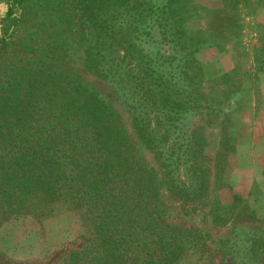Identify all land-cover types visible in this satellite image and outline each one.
<instances>
[{"label": "trees", "instance_id": "16d2710c", "mask_svg": "<svg viewBox=\"0 0 264 264\" xmlns=\"http://www.w3.org/2000/svg\"><path fill=\"white\" fill-rule=\"evenodd\" d=\"M27 1L6 0L10 27L0 46L17 34ZM189 3L53 0L49 6L58 9L62 30L74 15L88 32L87 71L110 82L135 133L161 160L170 190L193 200L206 192L204 124L229 122L236 102L204 88L201 39L186 28ZM151 30L165 51L137 48ZM16 77L0 84V200L15 202L16 213L31 200L46 206L64 195L85 204L100 244L80 254L90 258L83 264H178L191 252L189 232L160 222L155 179L132 154L112 106L55 63ZM234 232L240 244L221 240L223 253L244 258L264 252V232Z\"/></svg>", "mask_w": 264, "mask_h": 264}, {"label": "rangeland", "instance_id": "374dc122", "mask_svg": "<svg viewBox=\"0 0 264 264\" xmlns=\"http://www.w3.org/2000/svg\"><path fill=\"white\" fill-rule=\"evenodd\" d=\"M52 1L28 0L24 4L20 29L6 40L5 46H0V84L15 74L19 79L33 69H46L51 63L72 71L82 87L109 103L120 115L132 154L149 178L155 179L160 222L186 230L193 236L195 245L178 264H264V252L260 250L244 258L220 250L221 240L232 239L240 244L242 237L233 230L264 232V189H253L246 198L245 191L238 190L244 175L241 169L249 168L250 162L243 157V149L249 142L244 138L245 127L239 125L236 130V115L229 116V122L222 119L204 124L207 139L203 164L207 182L203 198L186 200L172 192L161 160L135 133L121 98L111 91L110 82L87 71L88 32L74 15L69 26L64 24L65 30H62L58 9L52 12L49 6ZM164 1L159 0V3ZM188 1L186 28L193 37L201 39L197 59L204 73V88L214 96L230 94V100L236 102L232 108L239 109L238 120H242V107L249 100L252 78L264 65V55L259 53L255 41L260 37L254 29L264 26V13L257 11L256 0H241L237 9L232 8L234 0ZM5 3L6 0H0V37H5L10 27L3 16ZM62 17L65 19L64 15ZM159 41L155 30H151L150 36L143 37L137 48L155 47L165 51L164 43L155 45ZM231 133L238 140L230 139ZM180 174L183 177L184 171ZM235 195L239 200L236 197L233 201ZM73 199L64 195L46 206L31 200L26 202L22 213H16L15 202L4 204L0 200V264H83L89 261V257L82 259L80 254L89 255L100 241L86 205ZM247 259L249 263L245 262Z\"/></svg>", "mask_w": 264, "mask_h": 264}, {"label": "crops", "instance_id": "0c3cea01", "mask_svg": "<svg viewBox=\"0 0 264 264\" xmlns=\"http://www.w3.org/2000/svg\"><path fill=\"white\" fill-rule=\"evenodd\" d=\"M238 1L239 8L241 0ZM257 1V11L264 13V0ZM236 8V9H237ZM256 25V24H255ZM258 37L264 36V26L259 28H254ZM255 40L259 46V53L261 48L264 47V37L263 39ZM256 55H253V60L256 61ZM264 62V61H263ZM253 85L250 90L249 100L245 103L246 105L242 107V120H238L240 116L239 109H235L234 114L236 118L234 123H236V130L238 126L241 128L245 127L244 138L247 140L246 147L243 149V157L250 162L249 168L241 169L242 174V184L238 186V190L242 189L245 191L244 197L246 198L249 192L253 189L260 191L264 189V65L255 71V75L252 78ZM247 98V97H246ZM233 114V115H234ZM242 121V123H241ZM239 130V129H238ZM238 134V131H237ZM228 137L233 138V134H229ZM237 138L238 137H234ZM236 195L233 197V201L236 199ZM242 196V198H244ZM239 200V197H237Z\"/></svg>", "mask_w": 264, "mask_h": 264}]
</instances>
